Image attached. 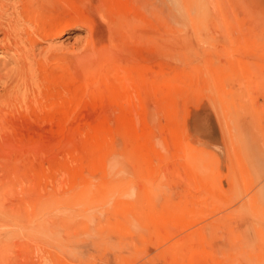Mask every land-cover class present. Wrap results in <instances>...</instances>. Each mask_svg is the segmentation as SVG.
I'll use <instances>...</instances> for the list:
<instances>
[{"label":"rangeland","instance_id":"rangeland-1","mask_svg":"<svg viewBox=\"0 0 264 264\" xmlns=\"http://www.w3.org/2000/svg\"><path fill=\"white\" fill-rule=\"evenodd\" d=\"M53 1L64 33L0 59V264H264V0ZM101 4L152 76L108 113Z\"/></svg>","mask_w":264,"mask_h":264},{"label":"bare ground","instance_id":"bare-ground-1","mask_svg":"<svg viewBox=\"0 0 264 264\" xmlns=\"http://www.w3.org/2000/svg\"><path fill=\"white\" fill-rule=\"evenodd\" d=\"M95 2H99V0H94V3ZM161 3L162 4L170 3L172 5L176 4L175 0H163V1H161ZM101 8H103L102 4H101V6L97 7V12L100 15V17L103 19V21H100L99 19H98V21H100V22H97L96 21L97 19L95 21H93V26H94L93 27L94 28L93 36L96 39V41L99 43L100 37H99L98 33L99 32L102 33V29H100V28H101L102 25L105 24V22L108 24V28H107L106 24L104 25L105 28H107L106 30L108 32V38H106L107 39L106 43L108 42L107 43L108 46L104 45V44H100L101 42L99 44H100V47L107 46L108 48H106V49H109L108 52H110L112 57L115 58L114 60H116L114 63L112 62V63L108 64L109 66L105 70L106 71V79L105 80H107L106 82L108 83V85H105V84L102 85L101 83H99L98 86H97V88H98L97 89V97H101L100 95L105 94L106 95L105 97L107 98V100H105L103 98L101 99L102 101L100 100L99 107H100V109H102L104 111L107 110V113H108L111 110H113V107L116 104H120V103L123 102L124 97H122V94L120 95V93H123L124 91H127V93L129 91H134V90L131 89V87L128 89V86L130 84L133 86L134 89L135 88H138L139 90L146 89L150 85L152 76L150 75V73H149V75L145 74V72L140 73V70H139L140 67L139 66H138V70H137L136 67H135V70H133V69H131L129 67L130 68L129 69V73H127L128 72V64H126V65L123 64V57L124 56L122 54L123 53L122 52V48L119 45V41H120L119 37H120V35L123 36V37L124 36H126V37L133 36L132 30L128 31L127 27L123 26L119 22L118 19H117L118 21L116 20L114 23L110 22L109 20H106L105 19V14L103 15V13H101V10H102ZM60 11H62V7L60 5H58V3H56L53 0H0V36H1L0 37V59L6 57V54H8V51H14V53L17 52V51H20L22 43L25 44V42H27V44H30V46H33L35 41L37 40V38H40L42 40H49V39L51 40V38L53 36L61 35L62 32H63L64 21L60 20V16H58V13ZM143 11H144L143 14L141 13V15L140 14L138 15V18L139 17L142 18V16H143L146 19V18L151 16V9H150V5L148 4V2L144 3ZM258 11H259V9H258ZM260 13L264 15V12H262V10H261ZM257 15H258V13H257ZM261 18L264 19V16L263 17L261 16ZM255 19H256V17H255ZM263 19L261 21L255 23L256 25H254V27H257L259 29L260 28L264 29V20ZM251 20H250V23L253 24L255 22V20L254 21L252 20L253 23L251 22ZM163 25H164L163 29L165 31V29H167V25L165 23ZM20 35H24L25 42H24V40L23 41L20 40ZM17 37H19V39H17ZM105 37H107V36H105ZM144 43H145V45L149 44L147 39L144 41ZM104 50H102V51H104ZM60 51H58V52H60ZM81 52H83V49H82ZM98 52H99V50H98ZM86 54H83V55L79 56L80 62H83L84 60L88 59L89 55H86ZM136 54H137V52H136ZM63 55L64 54H62L61 56L64 57ZM73 55H75V54H73ZM93 55H94V53H93ZM56 56H57V54H51L49 57H47V55L45 57L42 56L43 60H41V63L39 62L40 60L38 61L40 63L39 66L44 69V73L45 74H46V68H47V67L45 68V65L47 66V64H48L49 68H50V64L49 63ZM59 56H60V54H59ZM65 57H66V55H65ZM76 57H77V55H76ZM102 58L103 57L100 54L99 59H102ZM35 61H37V60H35ZM56 63H60V62H56ZM71 63H72V61H71ZM58 65L60 67V64H58ZM91 65H93V63ZM51 68H53V67L51 66ZM58 68H56L55 70L57 71ZM59 69H58V71H59ZM63 69L65 70V69H68V68H63ZM53 70H54V68H53ZM60 70H62V69H60ZM103 71H104V69H103ZM48 72L49 71L47 70V74H48ZM61 72L62 71H60L59 74H61ZM32 73H34L33 70H32ZM39 73H40V71H39ZM55 73H57V72H55ZM47 74H46V76H47ZM51 75H53V74H51ZM51 75L49 74L48 76H51ZM139 75H142V77H143V79H142L143 80V82H142L143 85H141V83H139L140 82L139 78L137 79V77ZM54 76H52V78ZM53 79H56V78L54 77ZM43 81H44V79L42 77L40 79H38V82H37L38 89L39 88L41 89ZM83 81H85V80H83ZM48 82L46 81V83H48ZM127 102L128 103H126V104H128L129 106L133 105L132 104L133 103L132 100L127 101ZM147 103L148 102L144 103L145 110L147 108ZM30 104H31V102H30ZM30 104H28V105H30ZM7 105H9V104H7ZM0 106H1V104H0ZM104 111H103V113H104ZM145 112H147V110ZM198 123H200V122H198L196 120L195 124H198ZM11 143L12 142L9 141V140L3 141V144H2L3 146L2 147L0 146V153L5 154L6 149L10 146ZM107 183H108L109 187H112L111 186L112 182L109 181Z\"/></svg>","mask_w":264,"mask_h":264}]
</instances>
